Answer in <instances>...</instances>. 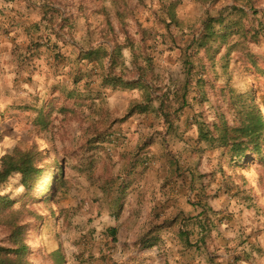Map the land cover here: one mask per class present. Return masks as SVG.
Wrapping results in <instances>:
<instances>
[{"label": "trees", "instance_id": "obj_1", "mask_svg": "<svg viewBox=\"0 0 264 264\" xmlns=\"http://www.w3.org/2000/svg\"><path fill=\"white\" fill-rule=\"evenodd\" d=\"M140 2L143 1L137 0V4H134V0H95L97 8L91 14L80 13V19L85 21L81 32H75L78 30L77 14L59 9L62 4L58 0L43 2L41 22L46 23L48 44L36 45V49L51 48L58 67L61 60H65L59 48L63 43L74 48L75 60L70 61L74 74L72 88L65 89L62 96L53 98L45 109L38 108L33 121L35 130L39 134H50L55 129V122L65 124L66 121H79L89 113L88 117L94 122L91 129L93 135L85 151H104L101 145H115L116 127L128 124L137 116L154 114L161 130V139L157 142L159 159L164 165L167 164L163 170L168 172L167 186L164 188L173 185L177 188L176 181L182 179L177 158L173 154L169 157L172 150L167 148V142L172 139L184 146L189 145L188 134L193 136L192 141H195L197 149L202 145L207 147L199 151L201 155L207 151L220 154V159L230 168L240 170L250 163L264 165V66L251 53L253 47L264 48L262 0H196L202 7L212 9V14L202 21L199 31L193 33L185 44L184 50L188 56L186 82L183 87L175 88L163 86L160 81L154 64V48L150 43H158L159 39L165 46L168 37L175 40L170 28L183 25L178 15L183 0H160L163 10L154 16L158 20L163 17L169 21L166 25L167 37L154 27H145L137 19ZM92 15L101 18L102 24L90 27ZM35 28L40 30V25H35ZM77 33H82L85 46L75 42ZM53 38L57 44H52ZM126 52L130 53L129 67ZM94 78L99 88L96 92L91 88ZM106 91L134 95V101L122 117H114L97 109L101 108L100 102L105 99ZM190 93L196 97L192 101L194 107L189 100ZM189 108L196 109L193 115L187 116ZM202 108H207L212 115L210 122L204 120ZM2 117L0 111V119ZM181 122L185 123V130L181 128ZM189 124L191 133L186 128ZM149 145L145 142L139 146L136 155L122 154L120 158L125 165L119 174H114L113 166L106 165L99 176L102 180L101 193L115 219L122 215L127 203L133 206L138 216L143 211L148 213L145 219L143 215L141 220L139 218L144 225V234L133 245L139 254L144 256L150 250H158L157 253L167 263L179 259L177 256L187 259V253L207 245L206 240L217 227L214 218L225 217L226 223H221L223 229L231 225L234 212L229 213V209L236 204L228 201V207H223L225 216L199 203L197 206L202 207L203 211L197 217H187L181 212L170 218L165 214V202L155 205L151 200L146 207L141 199H134L142 189H138L136 182L140 175L137 162ZM94 165L96 163H92L91 167ZM8 172L19 175L23 191L20 200L23 210L16 208L10 212L11 215L18 220L24 215L38 220L39 216L33 213L32 205L48 206L52 203L49 187L52 183L63 182L66 166L57 161L50 162L47 152L35 145L24 152ZM57 189L52 191L55 193ZM152 198L156 200V197ZM147 223L159 226L154 225L146 232ZM190 223L195 229L188 230ZM48 228L47 225L46 230ZM240 228L241 231L246 229ZM28 230L29 227L21 223L0 240V264H33ZM196 231L202 238L199 236V240L193 242ZM246 234V239L238 245L241 250L234 246L237 263L253 262L252 249L248 250L249 247L245 246L252 244L250 239L258 241L259 234L264 239V233L247 231ZM41 235L45 237V260L49 264H66L59 237L46 238L51 237V233L46 231ZM107 235L117 243V228H110ZM257 250V254L264 255V245L259 244ZM234 256L230 259L233 260ZM137 261L146 264L145 258Z\"/></svg>", "mask_w": 264, "mask_h": 264}, {"label": "rangeland", "instance_id": "obj_2", "mask_svg": "<svg viewBox=\"0 0 264 264\" xmlns=\"http://www.w3.org/2000/svg\"><path fill=\"white\" fill-rule=\"evenodd\" d=\"M44 1L0 0V111L3 116L0 119V240L6 238L21 223L27 225L33 264H49L45 260V237L41 235L45 231L51 233V237L46 238L59 237L66 264H139L137 260L144 258L146 264H250L249 259H246L248 262L237 263V256H234L236 248L227 244L229 239L225 238L224 229L221 228V223H226L225 217L214 218L217 227L206 240L207 245L187 253L185 261L177 256L179 259L167 263L157 253L158 250H150L142 256L133 248L137 239L144 234V225L139 222V218L141 220L143 215L145 219L148 213L141 211L138 216L133 206L127 203L122 215L115 219L101 193L102 180L99 176L109 164L113 166L114 174H119L125 165L120 158L122 154L136 155L139 146L146 142L150 145L137 162L140 173L136 179L138 189L148 187L153 195H157L158 188L161 191L167 190L164 188L167 186V178L161 175V170L167 164L164 165L159 159L157 142L161 139V130L154 114L137 116L128 124L116 127L115 145H101L104 151H85L93 135L91 129L94 122L88 117L89 113L79 121H66L65 124L55 122V129L50 134H39L35 130L33 121L38 108L45 109L53 98L62 96L65 89L72 88L71 80L74 75L71 67L73 63H70L75 60L72 46L59 43L60 53L65 60H61L58 67L51 48L36 49V45L48 44V34L44 27L46 23L41 22ZM142 1L138 7L137 19L145 27H154L167 37L166 25L169 21L163 17L158 20L154 16L163 10L160 0ZM134 2L137 4V0ZM58 3L62 4L59 9L78 15V30L75 32H81L85 25V21L80 19V13L91 14L97 8L95 0H58ZM261 3L264 10V0ZM211 14L212 9L202 7L196 0H183V5L178 10L179 20L183 25L180 28H170L175 40L168 37L165 46L159 39L158 43H150L154 48L156 73L163 86L175 88L185 85L188 68L185 44L190 41L193 33L199 31L202 21ZM92 17L90 27L102 24L101 18L96 15ZM35 25H40V30ZM82 37V33H77L75 42L85 46ZM56 42L53 38L52 44H57ZM251 53L264 66V48L253 47ZM125 57L129 67L130 53L126 52ZM91 88L95 92L99 90L96 78ZM192 90L190 87L191 92ZM104 96L105 99L100 102L101 108L97 109L114 117H122L134 101V95L129 92L106 91ZM193 98H196L195 95L190 93L191 105ZM195 109H187V116L193 115ZM202 110L204 120L210 122L212 115L207 108ZM186 128L191 133L190 124ZM188 136L191 144L186 146L172 139L167 142V148L172 150L169 157L173 154L177 158L181 177L189 174L192 181L186 195L176 194L179 197L177 201H183L184 206H175L174 210L172 206H168L170 208L165 212L166 216L172 218L182 212L187 217H195L193 214L203 211L202 207L197 206L199 203L225 216L223 207L230 201L236 204L233 217L238 216V227L246 228L242 231L239 229L240 235H247V231L263 234L264 165L250 163L244 169L235 170L220 159V154L207 151L201 155L199 151L207 147L202 145L197 149L195 141H192L193 136ZM35 145L47 152L50 162L57 161L66 166L65 179L61 184L50 185L49 193H52L53 199L50 205H32L33 213L39 216L38 220L27 215L18 220L10 212L16 208L23 210L20 205L23 191L19 175L8 171L12 170L16 160L24 152ZM92 163L96 165L91 167ZM192 171L196 174H192ZM176 184L182 191L187 181L179 179ZM56 188L58 189L54 193L52 190ZM169 202L170 200H165L166 206ZM47 225L49 228L46 230ZM154 225L147 223L145 231L148 232ZM187 227L188 230L195 229L193 223ZM110 228L118 229L117 243L107 235ZM198 234L196 231L193 242L199 240ZM231 256H234L233 260L230 259ZM251 263L264 264V255L258 254Z\"/></svg>", "mask_w": 264, "mask_h": 264}, {"label": "crops", "instance_id": "obj_3", "mask_svg": "<svg viewBox=\"0 0 264 264\" xmlns=\"http://www.w3.org/2000/svg\"><path fill=\"white\" fill-rule=\"evenodd\" d=\"M181 128L183 130H185V123L184 122H181ZM184 156V154H183ZM192 174H196L195 172L192 171ZM161 175L164 176V177H167L168 176V172H164L163 170H161ZM185 177L182 178V180L184 182L187 181V185H184L182 191L179 190V188H176L175 185L173 186H170L167 188L166 191H161L159 188L157 190V196H154L151 192L152 191H149V188L148 187H143L139 192L138 194H136V196H134V199H137V200H142L145 204V206L147 207L148 205V202L152 200V202H154L155 205H157V203H161V202H165V200L167 199L170 200V202L168 203V205L165 208L166 211H168V209L170 207L168 206H172V210H174L175 206L176 207H181V206H184V202L183 201H177L179 199V197H176V194L178 195H186L187 192H188V189H190V182L192 181L191 177L189 176V174H186L184 175ZM153 189V188H152ZM161 191V193H159ZM181 193V194H179ZM168 194H171V196H169ZM141 197V198H140ZM152 197H156V200H153ZM220 206V204H219ZM227 207H228V204H227ZM179 209V208H178ZM183 209V207H182ZM184 211V210H183ZM181 212V210H180ZM232 212H236V209L234 207V205L232 204V208L229 209V213H232ZM176 213V211H175ZM179 213V212H178ZM186 213V212H185ZM167 214V213H166ZM199 213H195L193 214V216L197 217ZM175 215V214H174ZM234 220H232V223L231 225L227 226L226 229L223 230V233H224V236L225 238H228V242L227 244H230L232 247L234 246H238L240 245V242L244 239H246V235H240L239 233V229L240 227L239 226V223H238V216L236 215L235 217H233ZM229 230V231H228ZM222 231V230H221ZM253 235H255L254 233H252ZM243 237V238H242ZM259 239L258 241L254 240V239H250V243H252L251 245H246L245 247H249L248 250H250V248L252 249V252H253V256L254 257H257L258 254L256 253L258 250V245H264L263 244V241L264 239L262 238V236L259 234L258 235ZM261 237V238H260ZM256 241V242H255ZM238 251H240L241 249L239 248V246L237 247ZM236 251V250H235ZM250 254H251V251H249ZM260 256V255H259Z\"/></svg>", "mask_w": 264, "mask_h": 264}]
</instances>
